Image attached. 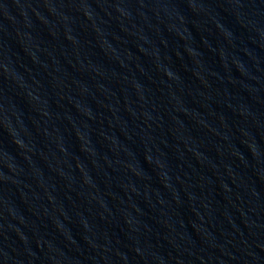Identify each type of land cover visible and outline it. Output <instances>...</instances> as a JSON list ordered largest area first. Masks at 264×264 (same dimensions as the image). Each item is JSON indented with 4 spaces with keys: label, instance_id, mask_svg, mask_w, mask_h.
<instances>
[{
    "label": "water",
    "instance_id": "water-1",
    "mask_svg": "<svg viewBox=\"0 0 264 264\" xmlns=\"http://www.w3.org/2000/svg\"><path fill=\"white\" fill-rule=\"evenodd\" d=\"M0 264H264V0H0Z\"/></svg>",
    "mask_w": 264,
    "mask_h": 264
}]
</instances>
